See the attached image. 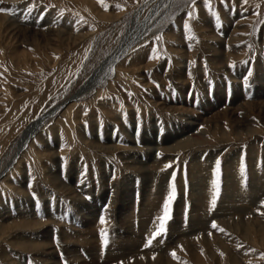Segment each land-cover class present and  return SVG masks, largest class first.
I'll list each match as a JSON object with an SVG mask.
<instances>
[{
    "label": "rangeland",
    "instance_id": "374dc122",
    "mask_svg": "<svg viewBox=\"0 0 264 264\" xmlns=\"http://www.w3.org/2000/svg\"><path fill=\"white\" fill-rule=\"evenodd\" d=\"M0 9V264H264V0Z\"/></svg>",
    "mask_w": 264,
    "mask_h": 264
},
{
    "label": "bare ground",
    "instance_id": "6f19581e",
    "mask_svg": "<svg viewBox=\"0 0 264 264\" xmlns=\"http://www.w3.org/2000/svg\"><path fill=\"white\" fill-rule=\"evenodd\" d=\"M131 32H129V34L127 36H125V38L123 39L122 43L120 44V46L115 50L114 54L112 55L111 58H109L102 66L100 69H98V71L94 74V77L89 81L91 83V85L94 87L96 86L99 82V79L102 77H106L107 75H109L110 73L113 72V68L114 65L123 58V56H125L126 54V49H128V45L130 42L133 41L134 36L130 35ZM101 76V77H100ZM100 77V78H98ZM60 110V109H59ZM43 119V118H42ZM41 119V120H42ZM39 120V119H38ZM41 121H38L36 123V125L32 126L30 131H27L25 133V138L23 140V143L20 145L22 148L24 145H28V143L30 142V140L35 136L34 134V130L37 129L38 124H40ZM23 151V150H22ZM11 167V166H10ZM6 176V175H5Z\"/></svg>",
    "mask_w": 264,
    "mask_h": 264
},
{
    "label": "snow or ice",
    "instance_id": "6c2138e0",
    "mask_svg": "<svg viewBox=\"0 0 264 264\" xmlns=\"http://www.w3.org/2000/svg\"><path fill=\"white\" fill-rule=\"evenodd\" d=\"M99 2L101 4H103V0H99ZM204 2H205V5H208L209 4V0H204ZM221 2H223V0H221ZM193 3H195V0H193ZM245 3H247V0H245ZM117 7H119V6H117ZM5 11H7V10L6 9H0V12H5ZM185 27L188 28L189 26L186 24ZM189 31H190V29H189ZM241 171L243 173V168L241 169ZM215 175H216L217 179L215 181H213V187L216 189V192L214 193V195L212 197V201H211V204H212L213 208L215 207L216 199H217V196L219 194V176H220V162H219V160L216 162V172H215ZM173 179H174V177H173ZM174 196H175V190H174V185H173V191L168 196V198H167V200L165 201V204H164L165 216L162 218V222H161V224L159 226V231L160 232H164L165 231L164 221L169 218L170 204H171ZM262 206H264V202H262ZM100 223L101 224L105 223L103 217L101 218ZM211 227L213 229H216L218 226H217V224L215 222H213L211 224ZM219 230L221 232L224 231L222 228L219 229ZM101 235H102V238L104 240V244L106 246L107 245V237H106V234L102 232ZM153 238H155V235L153 236ZM151 243H152V239H148L147 244L150 245ZM171 255L175 258V253L174 252L171 253Z\"/></svg>",
    "mask_w": 264,
    "mask_h": 264
}]
</instances>
